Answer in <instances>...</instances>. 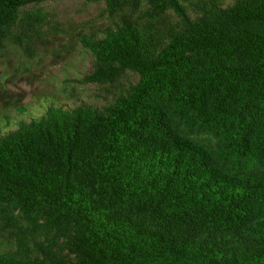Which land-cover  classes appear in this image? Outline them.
I'll list each match as a JSON object with an SVG mask.
<instances>
[{
    "label": "trees",
    "instance_id": "trees-1",
    "mask_svg": "<svg viewBox=\"0 0 264 264\" xmlns=\"http://www.w3.org/2000/svg\"><path fill=\"white\" fill-rule=\"evenodd\" d=\"M46 1L0 0L1 51L35 58ZM85 1L106 102L0 121V264H264V0Z\"/></svg>",
    "mask_w": 264,
    "mask_h": 264
},
{
    "label": "rangeland",
    "instance_id": "rangeland-1",
    "mask_svg": "<svg viewBox=\"0 0 264 264\" xmlns=\"http://www.w3.org/2000/svg\"><path fill=\"white\" fill-rule=\"evenodd\" d=\"M52 23L46 45H37L35 58L22 55L18 49L0 50V121L7 133L16 129L19 120L30 121L46 111L51 104L73 107L74 102L103 105L105 92L96 84L78 80L92 70L93 58L77 40L79 32L103 35L101 29L109 22L103 14L104 4L85 0H48L41 4ZM70 31L73 34H66ZM29 70L18 71L25 69ZM123 79L136 81L132 73ZM74 94L73 100L65 95ZM55 102H51L52 100ZM24 104L23 111L12 104ZM6 106L8 108H6ZM4 112L8 115L5 118ZM12 121V123L10 122Z\"/></svg>",
    "mask_w": 264,
    "mask_h": 264
}]
</instances>
